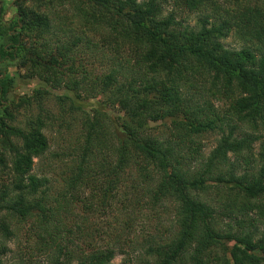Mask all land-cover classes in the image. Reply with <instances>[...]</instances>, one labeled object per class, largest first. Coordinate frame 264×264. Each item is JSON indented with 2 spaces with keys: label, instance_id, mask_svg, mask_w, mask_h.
<instances>
[{
  "label": "trees",
  "instance_id": "trees-1",
  "mask_svg": "<svg viewBox=\"0 0 264 264\" xmlns=\"http://www.w3.org/2000/svg\"><path fill=\"white\" fill-rule=\"evenodd\" d=\"M17 2L16 21L3 30L0 20V39L9 40L0 45V64L29 65L33 75L62 87L71 50L86 43L105 58L99 52L107 48L106 72L91 90L121 115L104 130L106 113L75 102L86 79L71 87L74 99L59 97L80 113L84 141L50 184L32 174L34 160L49 151L47 120L38 115L22 126L15 115L34 101L42 109L44 93L6 104L14 79L0 66V168L10 180L0 200L5 238L12 236L8 220L30 218L40 230L30 240L53 264H114L116 247L101 238L91 216L117 212L116 223L130 212L134 221L135 207L166 214L173 203L175 234L160 243L144 237L141 264H264V0ZM55 4L73 11L59 15L60 27L72 20L71 33L81 36L54 48L48 43L54 19L42 6ZM23 34L45 43H26ZM230 35L240 50L225 47ZM158 122L164 134L155 132ZM212 137L216 145L205 156ZM221 216L232 218L224 229ZM119 234L105 236L117 242Z\"/></svg>",
  "mask_w": 264,
  "mask_h": 264
},
{
  "label": "rangeland",
  "instance_id": "rangeland-1",
  "mask_svg": "<svg viewBox=\"0 0 264 264\" xmlns=\"http://www.w3.org/2000/svg\"><path fill=\"white\" fill-rule=\"evenodd\" d=\"M17 1L19 0H0V20L3 30H7L12 19L15 21L17 19V5L19 4ZM26 5L29 9H37V4L34 3V1H30ZM42 9L43 12L48 13V15L54 19L53 35L51 34L48 36V43L52 45V47L55 48L57 43L61 45V43L68 42L70 45L74 35L81 36L79 30H75V34L71 33V29L74 30L75 27L72 20L64 27H60L61 25L59 24L58 17L61 13L69 14L71 17L73 16V11L63 13L64 8L59 5L57 6V4H55V6H42ZM197 19L198 18L193 15L186 24L194 26ZM26 35L27 34L22 35V41L26 43H36L40 45L45 43V40L37 39L35 34ZM89 39L91 38L89 37ZM223 43L226 48L231 50H240L242 48V45L234 35H230ZM1 44H9V40L6 36L0 39V45ZM96 50L97 48L93 49V45L83 43L78 44L76 48L69 52V59L66 64L67 72L64 73L65 82L62 87L60 85L58 86L55 82H47L45 77L40 78L37 73L33 75V69L29 65H27L28 67H22L18 62L10 64L7 61H2L0 64L2 70H6V74L14 79L7 99L6 101L4 100L6 104H9L11 101L19 103L22 98L28 96L35 97L37 96V91L44 93V97L40 102L42 109L39 108L37 102L34 101L31 106L24 105L18 108V110L15 111V115L18 118L19 124L22 126H25L28 120L38 115H42V117L47 120L48 125L44 133L48 139L49 151L45 157L34 160L35 165L32 174L36 175L38 178L47 177L51 179L49 180L51 182L50 184L58 183V181H55V179H58L57 173L60 174L62 171L64 172L65 169H63V167H66L65 162L69 160L67 159L68 155L73 153L74 149L76 151L79 147H82V142L84 141L83 135L81 134V130L83 129L82 121L80 118L78 119L80 113H71L68 110V105H70L71 102L69 99H67L66 106L62 103L60 105L59 97L66 94L69 98L72 97L74 99L75 92H71V87L77 82L86 79V82H83L80 86V91L83 94L81 97L82 100H76L75 102L82 105L90 113H92L93 109H98L106 113L107 117H102L103 120L105 119L104 130H109L108 126H110L111 122L118 115H121L120 109L118 107H111L107 102V97L103 95V93H99L98 89H95L94 92L91 90L93 85L95 86V78L106 72L108 61L111 58L107 48H102L99 52L101 55L106 56L105 58L98 57L96 55ZM55 51L54 49V52ZM96 58L99 59L96 60ZM72 64H75V72L70 71ZM81 64L83 66L78 67ZM95 87L98 88L97 86ZM153 125H157L155 130L157 134H164V131L159 127V122ZM204 143L202 151L205 156H208L209 152L216 145V138L212 137ZM104 153H110V146L106 145ZM8 184H10V180L6 173L0 168V200L3 193L2 191L4 190L3 186H8ZM168 204L172 206L168 207L166 214L162 212L154 213L149 210L138 212L133 205L137 213V219H134V221H129L128 219V215H131L130 212L119 215V221L116 223L114 218L117 212L109 216H105L101 212L91 216V222L97 227L101 238L110 241L113 246L116 247V256L113 260L114 264H122L125 260H130L128 264H141L140 259L146 256V254H144L145 249H143L142 246L144 237L150 235L154 236L157 243H160L167 241L172 234H175L176 229L173 222L175 205L173 203ZM4 215L5 214L1 213L0 219H2ZM133 217L135 218V216ZM251 217H255L254 214H252ZM221 219H218L220 221L218 227L224 229L226 225L231 222L230 219L232 218L221 216ZM32 220L30 218L22 221L19 219H14L12 221L8 220L7 225L12 232V236L9 239L5 238L0 226V264H53L55 262L51 257L44 254L42 252L43 250H39L34 240H30L34 236L36 239L37 233L40 231L39 228L36 227L37 223L32 226L34 221ZM246 226H250V224L246 223ZM259 226L261 230L264 229V225L260 224ZM111 231H116L118 234L120 233L117 235V242H113L105 236L106 232ZM73 236L74 239L75 237H77V239L79 237L78 234H74ZM160 237L162 239H160ZM85 238L86 237H84V240ZM119 238L120 241L118 242ZM98 244L102 245V242L99 241ZM4 248L6 249L5 253H3Z\"/></svg>",
  "mask_w": 264,
  "mask_h": 264
}]
</instances>
